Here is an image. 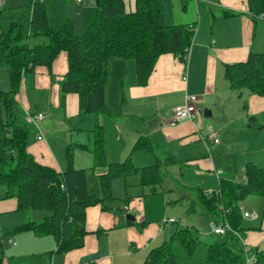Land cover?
<instances>
[{
    "label": "crops",
    "instance_id": "0c3cea01",
    "mask_svg": "<svg viewBox=\"0 0 264 264\" xmlns=\"http://www.w3.org/2000/svg\"><path fill=\"white\" fill-rule=\"evenodd\" d=\"M43 1L49 24H57L69 18L73 22L76 34H80L83 28H86L95 13V0H78V3L67 8L65 6L71 0H63L67 3L56 12L47 9L46 6L50 0ZM160 1L164 23L194 25L190 47L184 60L170 52L160 54L144 85H138L135 81L133 59L112 57L108 60L104 101L110 115L97 116L98 122L104 128L106 161L119 162V158L123 156L125 158L129 152L128 148H131L138 137L148 136L154 144L153 149L151 151L140 149L133 154L146 151L153 155L154 161L157 158L163 160L166 154H171L176 161L186 156L184 160L194 166L199 176L197 182L194 183L196 185L192 186V191L196 188L210 191L218 185L221 174L225 172L233 177L238 168L241 175L237 180H242L243 166L246 162L264 167V132L262 131L264 130V95H257L249 90L243 92L244 89L240 92L231 89L224 77V64L244 60L249 51H262L264 49V25L263 23L258 24V20H252L246 0ZM29 2L30 0L27 4ZM122 2L126 11L134 10L135 0H122ZM76 6H79L80 10L74 9ZM73 10L76 12L72 13ZM225 11L233 14L224 16ZM66 69V54L62 51L53 60L51 67L39 65L35 66L31 72H27L22 77L16 94L20 114L29 131L32 130L30 140L27 138L28 152L37 162L53 166L58 170L64 168L65 156L62 159L55 154L54 143L58 141L60 144L69 134L72 135V126H75L77 132L83 130V126L76 118L81 115L78 112L77 94L70 92L66 93L63 98L61 97L60 82ZM8 89V72L6 67L0 65V90ZM194 93L197 94L196 102L203 106L202 113L197 107L198 115L195 118L183 119L171 124L169 120L173 107L183 103L186 95ZM240 96H245L246 101L244 108H239L238 116L244 119H250V116H253V119H250L251 124L247 126L250 130L255 129L257 132L251 130V138L244 141L248 142V145L251 142L252 147L238 150L239 167L237 168L236 164L232 163V167L223 169L224 165L219 167L222 159L218 156L228 144L219 152L224 140L219 137L218 130L214 128V123L217 122L203 119L202 114L219 118L216 120L222 123L217 127L224 130L223 134H233L226 118H233L231 109L238 103ZM218 106L220 107L219 112L215 111V107ZM36 112H42L44 117L33 123L29 115ZM0 114H2L1 109ZM87 114H84L88 124L86 126H91L89 129L91 132L95 116L89 125L87 120L91 118ZM255 124H260V127H255ZM210 132L218 138L217 142L207 138ZM38 133L42 135L41 139L36 138ZM108 136L112 142L109 146ZM69 143L79 149L89 150L92 147H79L77 145L84 144V142L78 140ZM210 147L211 150H209ZM75 160L73 157V164ZM133 164L144 166L134 162ZM144 164L148 165V163ZM168 164L164 167L165 174ZM80 166L83 165L81 163L76 165V167ZM81 168L86 169V167ZM91 169L93 175L97 177L98 173L105 168ZM218 170H220L219 173L216 172ZM205 171L212 172L215 179L210 182L206 181L208 175ZM129 175L113 180L110 185L112 195L116 187H120L123 191L121 206L113 208L106 203L107 209H102L99 204L86 207L84 222L87 233L84 235L82 246L66 252H56L55 240L50 235H37L30 231H23L12 234V237H16L14 240L8 239L7 242L14 246V251L8 255L3 253L2 264H143L148 251L168 239L176 226L182 224L173 216L159 214V211L153 215L152 212L147 211L152 195H157L163 188L161 186L163 181L153 187L140 184L138 175L136 181L130 182L127 180ZM91 181L92 190L89 187L86 171L88 190L93 194H100L99 182ZM206 182L207 185H212L206 187ZM137 185L140 186V190L136 188ZM132 186L134 188L130 190ZM145 186L149 187V191L145 190ZM173 186L178 194L185 192L182 194L183 197L180 196L182 199L187 198L189 203L192 199L194 200L192 192L190 196L186 193L187 188L190 189L191 186L177 182L173 183ZM257 197L249 195L239 204V208L242 207L249 213L248 216H241L242 229L236 233L238 237L240 236V243L245 249L253 246L264 248V198L261 197L259 200ZM254 206L259 208V212ZM162 207L161 212L166 206ZM201 209L206 220L209 223L213 222L214 220L203 206ZM122 210L124 212H120ZM16 211L18 210H16L15 199L2 198L0 190V215L8 217L6 222H0V225L3 224L2 227H6L2 230L10 229L29 220L37 221L33 219L34 210L17 215ZM194 212L195 207L189 211V213ZM126 213H130L133 218H125ZM170 217L175 220L173 222L164 221L165 218ZM97 229L103 231L96 232ZM210 234L211 232L208 233Z\"/></svg>",
    "mask_w": 264,
    "mask_h": 264
},
{
    "label": "trees",
    "instance_id": "16d2710c",
    "mask_svg": "<svg viewBox=\"0 0 264 264\" xmlns=\"http://www.w3.org/2000/svg\"><path fill=\"white\" fill-rule=\"evenodd\" d=\"M246 2L253 21L264 19V0ZM94 8L93 18L80 34L74 32L69 18L49 24L43 0H30L9 21L6 29L0 22V65L6 67L9 79V89L0 90L1 195L2 198H14L18 211L46 212L40 220H29L0 231V239L30 231L37 235H50L55 240L56 252L78 248L87 233L84 222L86 207L99 204L102 209H107L106 202L114 198L110 189L113 180L136 173L140 184L154 187L163 181L165 165L176 161L171 154H166L163 160L157 158L151 164L135 166L131 155L140 149L151 151L154 147L150 137L140 136L122 161L107 162L104 128L97 116L110 115L104 101L110 58L133 59L135 81L144 85L160 54L170 52L185 59L194 25L164 23L160 0H135L133 11H126L122 0H95ZM232 14L224 12V16ZM62 51L66 54L67 69L60 82L61 97L66 93H76L78 112L95 116L91 129L92 147L89 149L91 168H105L97 175L98 195L87 188L86 169L74 166L72 148L75 146L72 143L65 148L62 170L37 162L27 150L29 128L16 99L22 77L35 66L51 67ZM224 77L233 90L247 89L264 95V49L249 51L242 61L224 64ZM255 127H260V124H255ZM77 146L86 147L85 144ZM243 176L237 181L220 177L218 185L209 192L196 188L188 211L201 204L214 222H227L231 229L239 232L242 229L240 202L249 195L264 198V167L248 161L243 166ZM231 229L220 235V239L206 244L204 258L199 264H246V255H252L247 264H264V248L253 246L245 249L240 236ZM195 230L192 225L176 226L168 239L148 251L143 264H182L175 246L180 245L190 256L200 244ZM100 231L103 230H96ZM2 259L3 249L0 248V264Z\"/></svg>",
    "mask_w": 264,
    "mask_h": 264
},
{
    "label": "rangeland",
    "instance_id": "374dc122",
    "mask_svg": "<svg viewBox=\"0 0 264 264\" xmlns=\"http://www.w3.org/2000/svg\"><path fill=\"white\" fill-rule=\"evenodd\" d=\"M69 1V0H67ZM28 0H4L3 4L1 5V16H0V22H1V27L3 29H6L9 21L13 18L16 17L17 13L20 11V9L25 6L27 4ZM65 3L67 2H63V0H50L48 2V6L47 9L51 10L52 12H56L59 11V9H61V7L65 6ZM74 3H78V0H71L70 2H68L65 6V8L70 7L72 4ZM79 9V6H76L74 9ZM95 9V8H94ZM94 9L92 7V13L94 12ZM49 10V11H50ZM76 11H72V13H74ZM258 24L263 23L264 25V20H258L257 21ZM82 28V27H81ZM84 31V28H83ZM82 31V32H83ZM81 33V32H80ZM243 92H248L247 89H244ZM195 94V93H194ZM197 95V94H195ZM245 96H240L238 103L235 104V106L231 109V114L233 116V118H226V120H228L229 125L228 127L232 128L233 130V134H228V135H224L223 131L219 129L217 126H219L220 123L216 120L217 117L213 116H204L202 114V118L207 120H214L217 123H214V128L216 130H218V135L220 138H222L224 141L221 145V148L219 149V152L223 149V147L228 144L227 148L225 147V149L223 150V152L218 156L219 158L222 159L221 164H219L221 167L222 165H224L223 169L226 168H230L232 167V163H235L237 168L239 167V163H240V157L239 154L237 152H239L238 150H240L241 148H246V147H252L251 146V142H244V141H248L246 140L247 138L250 139L252 135H250L252 132L251 130L255 131V129H249V127L247 125L251 124V120L249 118L244 119L243 117L238 116L239 115V108H244V104H245ZM195 105L196 107L200 108L201 113H202V107L198 102L195 101ZM220 106V105H219ZM215 107V111L219 112V108L220 107ZM34 109V108H32ZM217 114V113H214ZM86 115L81 114L79 116H77V120L80 123L81 126H83V130L80 132L76 131L75 126H72V135H68V137L66 139H63V141H61V143L59 144V142L57 141V143H54V151L55 154L59 157H61L62 159H64L65 156V143H69V142H76L78 141H82L84 142V144H86V146H88V148H90L92 146L91 141H92V133L90 132V127L86 126L88 125L86 122ZM87 116H89V120L88 123L89 125L91 124L92 120H94V115L91 113H88ZM219 119V118H217ZM242 124H244V126H242ZM111 130L113 131L112 127H110ZM259 130V129H258ZM264 132V130H262ZM260 131V132H262ZM257 132V131H255ZM255 134V133H254ZM30 136H32V130H30L27 134V138L28 140H30ZM249 136V137H247ZM90 139V140H89ZM108 139V146L110 145V143L112 144V142L109 140V136L107 137ZM72 140V141H71ZM89 140V142H88ZM69 141V142H68ZM252 141V140H251ZM63 143V144H62ZM130 148V147H129ZM129 148L127 151H129ZM250 149V148H248ZM209 150H211V147L209 148ZM204 152V150H203ZM202 152V153H203ZM72 156L75 157V167L76 165H80V163L83 166L80 167H86V171H87V179L89 180V187L92 190L93 189V185H92V181L91 180H97V177L93 175V171L91 169V159H90V152L88 149H79L78 147H73L72 148ZM132 161L136 164H140V165H145L144 163H152L154 161L153 155L149 154L146 151H139L136 154H132ZM186 156H184L182 159H180L179 161L170 163L166 166V174L163 180V183H161V186L163 187L159 193H157V195H152L151 201L149 203V205H147V211L152 212L153 215H155L158 211L159 214H165V215H170L175 217V219H177L179 221L180 224L182 225H190L193 224L195 226V235L198 237V239L200 240V244L196 247V249L194 250V252L188 256L184 250L182 249V247L180 245H176L175 246V252L178 255V260L180 263H190V264H199L205 255V250H206V244L207 243H211L214 242V240H218L221 238V236L218 235H214L213 233H211L210 235H208V233H210L209 231V222L206 220L204 214L202 213L203 211H201L202 206L201 204H196L195 205V212L194 213H189V211H187L188 205H189V201L187 200V198H183L182 199V194L185 193H180L178 194L177 190L174 188L173 183L177 182V183H181L183 185L186 186H191L190 189L187 188V195H192L194 192V189L192 191V186H195L197 182V179H199L198 174L195 172V168L193 165L189 164L188 162H186L184 160ZM122 159H124V156L118 161H121ZM223 167V166H222ZM239 169V168H238ZM237 169V172L234 173V176L231 177L230 175L225 174H221L222 177L225 178H229V179H234L237 180L239 179L241 172ZM207 173L208 176H206V181H212L214 178V175L212 174V172L210 171H205ZM93 178V179H92ZM128 181H133V180H137V175H129L128 176ZM207 185V182L206 184ZM212 185V184H210ZM209 184L206 186H210ZM215 185V184H214ZM157 187V186H156ZM130 190H133V186L130 187ZM137 189L140 188V186L137 185L136 187ZM148 186H145V190H148ZM158 188V187H157ZM186 189V188H185ZM1 190V189H0ZM140 190V189H139ZM149 191V190H148ZM131 193L133 191H130ZM192 192V194H191ZM123 191L121 190V188L116 187L113 190V195L115 196L112 200L107 201L106 203L111 205V207H119L121 206V198L123 196ZM182 196V197H180ZM259 200L261 199V197H257ZM119 204V205H118ZM166 206V208L161 212V209L163 208L162 206ZM251 206V205H250ZM256 207V206H254ZM169 209V210H167ZM251 209V207H249V210ZM256 209L259 212V208L256 207ZM251 211V210H250ZM26 211H16V215L17 214H25ZM34 216L33 219L35 220H39L41 219V217L46 213L43 210H34ZM120 212H124V210L120 211ZM11 214V213H9ZM8 217H3L2 215H0V222L1 221H7ZM3 224L0 225V231L3 232V228H6L5 226L2 227ZM18 236V235H17ZM16 237H12L11 235L9 236H5L2 237L0 239L1 243H0V248L3 249V253L8 255L10 252L14 251V246L8 244V239L14 240Z\"/></svg>",
    "mask_w": 264,
    "mask_h": 264
},
{
    "label": "built area",
    "instance_id": "2783aa9c",
    "mask_svg": "<svg viewBox=\"0 0 264 264\" xmlns=\"http://www.w3.org/2000/svg\"><path fill=\"white\" fill-rule=\"evenodd\" d=\"M4 0H0V6L3 4ZM260 17L261 14L259 15ZM197 100V96L195 94L186 95L183 103L177 104L173 107L170 115V123L177 122L183 119H193L198 115V108L195 105V101ZM44 114L42 112H36L29 115V119L31 122L35 123L39 120H42ZM213 132L208 133L207 138L212 139L214 142L218 141V138L214 136ZM37 139H41L42 135L38 133L36 135ZM217 173L220 170L216 171ZM209 192V191H207ZM240 214L242 217L248 216V211L240 207ZM175 219L173 217L165 218V222H173ZM231 229L227 222L224 223H216L211 222L209 225V231L213 234L222 235L226 232V230ZM235 234L237 233L235 230L231 229ZM252 259V255H246L245 263L247 264Z\"/></svg>",
    "mask_w": 264,
    "mask_h": 264
},
{
    "label": "water",
    "instance_id": "95a60500",
    "mask_svg": "<svg viewBox=\"0 0 264 264\" xmlns=\"http://www.w3.org/2000/svg\"><path fill=\"white\" fill-rule=\"evenodd\" d=\"M203 113H204V111H203ZM125 218H130V219H132L133 216H132L130 213H126V214H125Z\"/></svg>",
    "mask_w": 264,
    "mask_h": 264
}]
</instances>
